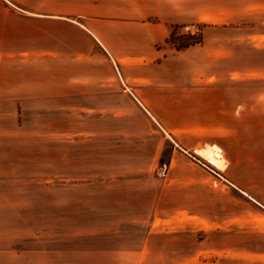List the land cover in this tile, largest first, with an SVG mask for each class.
Masks as SVG:
<instances>
[{"label":"crops","instance_id":"crops-1","mask_svg":"<svg viewBox=\"0 0 264 264\" xmlns=\"http://www.w3.org/2000/svg\"><path fill=\"white\" fill-rule=\"evenodd\" d=\"M177 1L0 0V102L14 101L19 116L63 118L75 136L117 138L127 150L120 158L147 172L164 163L166 177L150 176L144 189L159 207L169 197L184 207L234 195L264 213L263 102L258 109L255 94L249 106L248 79L233 71L222 87L206 82L209 69L194 81V60L167 42L179 21L166 7ZM247 1L241 12L264 36V0ZM205 150L223 167L198 154Z\"/></svg>","mask_w":264,"mask_h":264},{"label":"rangeland","instance_id":"rangeland-1","mask_svg":"<svg viewBox=\"0 0 264 264\" xmlns=\"http://www.w3.org/2000/svg\"><path fill=\"white\" fill-rule=\"evenodd\" d=\"M247 3L178 0L166 7L179 21L167 42L194 60V81L209 69L206 82L222 87L233 71L248 79L249 106L258 94L264 109V36L241 12ZM64 121L0 102V264H264V213L253 204L169 197L159 207L144 189L166 177L164 163L147 172L120 158L121 140L75 136Z\"/></svg>","mask_w":264,"mask_h":264},{"label":"bare ground","instance_id":"bare-ground-1","mask_svg":"<svg viewBox=\"0 0 264 264\" xmlns=\"http://www.w3.org/2000/svg\"><path fill=\"white\" fill-rule=\"evenodd\" d=\"M198 154L203 159H205L206 161L211 163L213 166H216L217 168H222L223 167L221 161L218 160L219 158L217 159V157H219V153L217 151L214 152V151L205 150V151L198 152Z\"/></svg>","mask_w":264,"mask_h":264},{"label":"built area","instance_id":"built-area-1","mask_svg":"<svg viewBox=\"0 0 264 264\" xmlns=\"http://www.w3.org/2000/svg\"><path fill=\"white\" fill-rule=\"evenodd\" d=\"M163 173V172H162Z\"/></svg>","mask_w":264,"mask_h":264}]
</instances>
